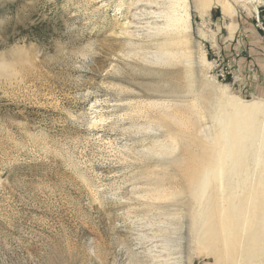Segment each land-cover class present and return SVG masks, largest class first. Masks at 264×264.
<instances>
[{"label": "rangeland", "instance_id": "1", "mask_svg": "<svg viewBox=\"0 0 264 264\" xmlns=\"http://www.w3.org/2000/svg\"><path fill=\"white\" fill-rule=\"evenodd\" d=\"M138 1L0 0V264H213L196 257L188 198L168 190L175 129L142 117L171 81L142 74V33L122 34ZM179 1L196 85L264 100L263 7Z\"/></svg>", "mask_w": 264, "mask_h": 264}, {"label": "bare ground", "instance_id": "2", "mask_svg": "<svg viewBox=\"0 0 264 264\" xmlns=\"http://www.w3.org/2000/svg\"><path fill=\"white\" fill-rule=\"evenodd\" d=\"M178 1L139 0L128 8L130 13L134 7L135 20L129 21L127 14L129 22L122 27V34L133 40L142 33V74L171 81L166 92L154 90L164 94V99L142 100V117L159 128H174V136L180 140V154L171 160L174 173L168 190L177 198H188L196 257L211 259L213 264H264V100L229 97L209 81L196 85L189 49L191 16L188 10L179 13L175 8ZM237 1L240 8L252 13V0ZM254 1L263 7L261 0ZM167 4L170 8L165 10ZM224 7L226 12L230 10L228 3ZM150 49L156 51L152 57L146 52H153ZM203 60L207 64L205 57ZM156 67L177 70L157 71ZM206 117L214 131L205 127L203 137ZM152 182L154 196H168L165 183ZM177 202L179 207L181 201Z\"/></svg>", "mask_w": 264, "mask_h": 264}, {"label": "water", "instance_id": "3", "mask_svg": "<svg viewBox=\"0 0 264 264\" xmlns=\"http://www.w3.org/2000/svg\"><path fill=\"white\" fill-rule=\"evenodd\" d=\"M262 1V5H263V8H264V0H261Z\"/></svg>", "mask_w": 264, "mask_h": 264}, {"label": "trees", "instance_id": "4", "mask_svg": "<svg viewBox=\"0 0 264 264\" xmlns=\"http://www.w3.org/2000/svg\"><path fill=\"white\" fill-rule=\"evenodd\" d=\"M264 9V8H263Z\"/></svg>", "mask_w": 264, "mask_h": 264}]
</instances>
